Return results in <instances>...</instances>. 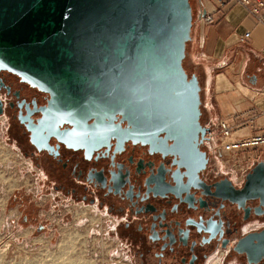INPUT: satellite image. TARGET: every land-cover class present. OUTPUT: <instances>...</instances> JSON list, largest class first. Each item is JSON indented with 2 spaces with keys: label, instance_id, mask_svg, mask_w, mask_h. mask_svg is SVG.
<instances>
[{
  "label": "water",
  "instance_id": "obj_1",
  "mask_svg": "<svg viewBox=\"0 0 264 264\" xmlns=\"http://www.w3.org/2000/svg\"><path fill=\"white\" fill-rule=\"evenodd\" d=\"M191 25L189 0H0V69L48 94L29 143L80 132L169 140L185 169L202 168L201 87L182 65ZM249 181L264 182L263 160Z\"/></svg>",
  "mask_w": 264,
  "mask_h": 264
},
{
  "label": "flooded vegetation",
  "instance_id": "obj_2",
  "mask_svg": "<svg viewBox=\"0 0 264 264\" xmlns=\"http://www.w3.org/2000/svg\"><path fill=\"white\" fill-rule=\"evenodd\" d=\"M47 99L0 69L7 134L54 190L103 211L106 233L122 246L127 264H264V182H245L254 164L225 169L201 143L204 166L185 169L169 140L151 144L121 134L105 139L80 132L64 141L50 135L37 150L26 124L36 123ZM202 116L200 108L199 121ZM70 127L63 123L58 129Z\"/></svg>",
  "mask_w": 264,
  "mask_h": 264
},
{
  "label": "rangeland",
  "instance_id": "obj_3",
  "mask_svg": "<svg viewBox=\"0 0 264 264\" xmlns=\"http://www.w3.org/2000/svg\"><path fill=\"white\" fill-rule=\"evenodd\" d=\"M186 54L182 65L189 74ZM201 110L203 125L206 112ZM6 126L0 116V264H52L48 253L72 240L71 256L83 264H127L122 246L106 233L103 211L54 190Z\"/></svg>",
  "mask_w": 264,
  "mask_h": 264
},
{
  "label": "crops",
  "instance_id": "obj_4",
  "mask_svg": "<svg viewBox=\"0 0 264 264\" xmlns=\"http://www.w3.org/2000/svg\"><path fill=\"white\" fill-rule=\"evenodd\" d=\"M189 3L192 25L185 50L190 71L200 82L205 123L214 124L218 118L240 122L252 117L255 129L264 128V61L259 55L264 44V26L237 3ZM203 14L209 17L208 21L200 19ZM245 31L249 37L238 42Z\"/></svg>",
  "mask_w": 264,
  "mask_h": 264
},
{
  "label": "built area",
  "instance_id": "obj_5",
  "mask_svg": "<svg viewBox=\"0 0 264 264\" xmlns=\"http://www.w3.org/2000/svg\"><path fill=\"white\" fill-rule=\"evenodd\" d=\"M228 1L242 6L249 17L264 26V0ZM201 18L204 21L209 20L204 14L200 16ZM248 37L249 32L245 31L237 41L243 43ZM259 55L264 61V44L259 50ZM203 127L205 130L201 143L204 150L217 159L225 169L246 170L264 156V128L255 129L252 117L240 122H232L229 118H218L214 124L204 123Z\"/></svg>",
  "mask_w": 264,
  "mask_h": 264
},
{
  "label": "bare ground",
  "instance_id": "obj_6",
  "mask_svg": "<svg viewBox=\"0 0 264 264\" xmlns=\"http://www.w3.org/2000/svg\"><path fill=\"white\" fill-rule=\"evenodd\" d=\"M73 240L63 241L58 245L54 253H48V258L53 261L52 264H83L79 258H73Z\"/></svg>",
  "mask_w": 264,
  "mask_h": 264
},
{
  "label": "trees",
  "instance_id": "obj_7",
  "mask_svg": "<svg viewBox=\"0 0 264 264\" xmlns=\"http://www.w3.org/2000/svg\"><path fill=\"white\" fill-rule=\"evenodd\" d=\"M186 71V70H185ZM191 73H193V72H191ZM190 74V73H189Z\"/></svg>",
  "mask_w": 264,
  "mask_h": 264
}]
</instances>
